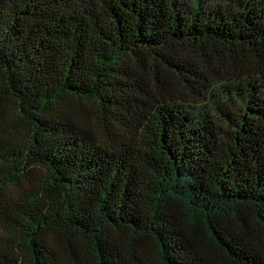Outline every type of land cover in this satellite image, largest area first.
I'll list each match as a JSON object with an SVG mask.
<instances>
[{"label":"trees","instance_id":"obj_1","mask_svg":"<svg viewBox=\"0 0 264 264\" xmlns=\"http://www.w3.org/2000/svg\"><path fill=\"white\" fill-rule=\"evenodd\" d=\"M0 264H264V0H0Z\"/></svg>","mask_w":264,"mask_h":264}]
</instances>
